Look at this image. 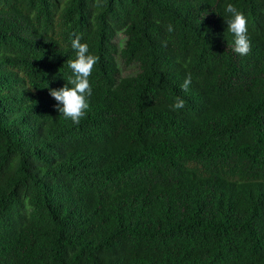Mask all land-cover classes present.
<instances>
[{"label": "trees", "instance_id": "1", "mask_svg": "<svg viewBox=\"0 0 264 264\" xmlns=\"http://www.w3.org/2000/svg\"><path fill=\"white\" fill-rule=\"evenodd\" d=\"M74 34L79 124L50 95ZM0 264H264V0H0Z\"/></svg>", "mask_w": 264, "mask_h": 264}, {"label": "clouds", "instance_id": "2", "mask_svg": "<svg viewBox=\"0 0 264 264\" xmlns=\"http://www.w3.org/2000/svg\"><path fill=\"white\" fill-rule=\"evenodd\" d=\"M224 14L227 16V30L233 37L232 50L241 56L247 55L250 51L248 18L231 2L224 7ZM167 30L172 32L173 26L169 24ZM71 49L74 51L75 58L68 65L71 69L69 86L51 89L50 95L57 102L56 108L63 117L73 124H79L87 115L90 107L89 98L92 95L93 88L89 77L92 75L98 58L89 51V44L82 42L80 35L74 34V38L71 40ZM190 83V78H186L181 85L182 89L187 91ZM184 103L183 99L177 97L171 108L174 111L182 109Z\"/></svg>", "mask_w": 264, "mask_h": 264}, {"label": "rangeland", "instance_id": "3", "mask_svg": "<svg viewBox=\"0 0 264 264\" xmlns=\"http://www.w3.org/2000/svg\"><path fill=\"white\" fill-rule=\"evenodd\" d=\"M115 42L118 45L119 48H121L124 45L125 42V36L123 35L122 32L117 33L116 38H115ZM120 64V75L121 77H125L127 75H131L135 72V68L129 69L126 68L125 66L122 65L121 62H119Z\"/></svg>", "mask_w": 264, "mask_h": 264}]
</instances>
